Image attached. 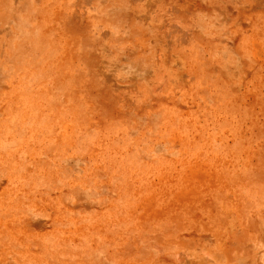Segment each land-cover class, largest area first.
Here are the masks:
<instances>
[{
    "label": "rangeland",
    "instance_id": "rangeland-1",
    "mask_svg": "<svg viewBox=\"0 0 264 264\" xmlns=\"http://www.w3.org/2000/svg\"><path fill=\"white\" fill-rule=\"evenodd\" d=\"M0 264H264V0H0Z\"/></svg>",
    "mask_w": 264,
    "mask_h": 264
}]
</instances>
